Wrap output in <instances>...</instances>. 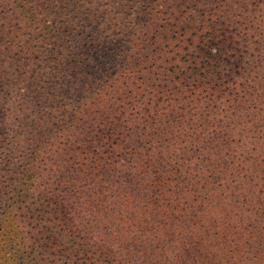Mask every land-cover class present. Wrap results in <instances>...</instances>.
<instances>
[{
    "label": "trees",
    "instance_id": "obj_1",
    "mask_svg": "<svg viewBox=\"0 0 264 264\" xmlns=\"http://www.w3.org/2000/svg\"><path fill=\"white\" fill-rule=\"evenodd\" d=\"M0 264H264V0H0Z\"/></svg>",
    "mask_w": 264,
    "mask_h": 264
}]
</instances>
